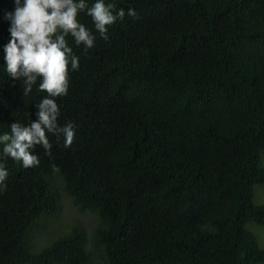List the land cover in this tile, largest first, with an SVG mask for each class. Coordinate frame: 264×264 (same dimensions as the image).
<instances>
[{
	"label": "trees",
	"instance_id": "1",
	"mask_svg": "<svg viewBox=\"0 0 264 264\" xmlns=\"http://www.w3.org/2000/svg\"><path fill=\"white\" fill-rule=\"evenodd\" d=\"M117 3L138 19L125 15L87 52L72 45L79 69L57 99L59 123L77 126L72 144L49 136L35 167L6 162L0 264L264 263L247 227L264 225V0ZM12 6L0 0V43ZM39 99L0 66V131ZM59 185L97 221L89 240L71 224L36 249Z\"/></svg>",
	"mask_w": 264,
	"mask_h": 264
},
{
	"label": "clouds",
	"instance_id": "2",
	"mask_svg": "<svg viewBox=\"0 0 264 264\" xmlns=\"http://www.w3.org/2000/svg\"><path fill=\"white\" fill-rule=\"evenodd\" d=\"M12 5L2 17L8 35L0 43V66L9 80L21 83L24 96L35 87L40 99L27 122L13 120L8 130L0 131V190L9 175L7 160L35 167L40 161L34 149L49 152V136H63L65 147L73 142L77 126L71 120L59 123L57 102L68 95L69 73L79 69L72 45L87 52L96 46L97 37L108 40L110 27L125 15L138 19L134 8L125 12L117 0H12ZM83 16L90 18L91 27Z\"/></svg>",
	"mask_w": 264,
	"mask_h": 264
},
{
	"label": "rangeland",
	"instance_id": "3",
	"mask_svg": "<svg viewBox=\"0 0 264 264\" xmlns=\"http://www.w3.org/2000/svg\"><path fill=\"white\" fill-rule=\"evenodd\" d=\"M264 165V155L262 157ZM60 211L57 217L46 218L41 221L37 227L35 234V244L37 249L42 245V239L52 238L66 230L71 224H80L84 228L85 237L89 240L90 231L94 223H96V215L88 210L80 211L71 202L69 195L59 185ZM264 201V185H257L254 188V202L262 203ZM247 227L252 231L259 242V245L264 248V225L247 224ZM42 238V239H41ZM264 264V263H258Z\"/></svg>",
	"mask_w": 264,
	"mask_h": 264
}]
</instances>
